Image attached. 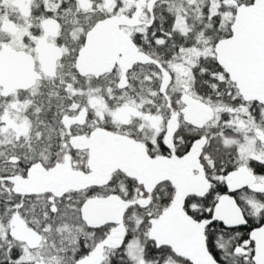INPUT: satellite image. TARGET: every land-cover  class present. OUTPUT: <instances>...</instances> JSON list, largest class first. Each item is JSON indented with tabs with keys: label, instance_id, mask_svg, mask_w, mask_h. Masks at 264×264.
Instances as JSON below:
<instances>
[{
	"label": "snow or ice",
	"instance_id": "1",
	"mask_svg": "<svg viewBox=\"0 0 264 264\" xmlns=\"http://www.w3.org/2000/svg\"><path fill=\"white\" fill-rule=\"evenodd\" d=\"M0 264H264V0H0Z\"/></svg>",
	"mask_w": 264,
	"mask_h": 264
}]
</instances>
